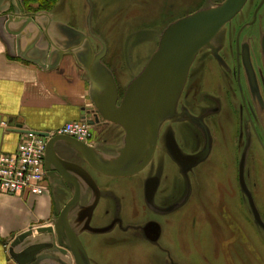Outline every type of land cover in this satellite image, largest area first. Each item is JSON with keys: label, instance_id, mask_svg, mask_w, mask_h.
Listing matches in <instances>:
<instances>
[{"label": "flooded vegetation", "instance_id": "flooded-vegetation-1", "mask_svg": "<svg viewBox=\"0 0 264 264\" xmlns=\"http://www.w3.org/2000/svg\"><path fill=\"white\" fill-rule=\"evenodd\" d=\"M147 1L134 0L135 18L140 15V6ZM224 1L166 0L163 18L154 20L157 25L148 29L164 23L165 29L204 8L218 7ZM92 4L96 20L100 16L95 13L93 1ZM157 46V42H151L147 49L142 47V52L135 47V53H124L133 56L136 72L124 85L113 73L119 100ZM109 54L108 49L103 63L113 72L114 57ZM173 119L178 122L161 129L154 158L139 174L106 178L91 173L94 189L78 181L81 185L79 201L68 222L78 234L83 251L56 253L50 259L59 258L68 264H78V261L82 264H183L193 249L201 263L211 264L208 255L202 254L208 252L203 246L215 244V237H212L221 224V229L228 234L226 241L231 257L236 254V243L244 246L249 243L248 231L252 225L264 235V230L254 221L239 176L244 155L243 183L264 224V0H245L209 45L198 52L190 65ZM177 125L179 129L174 128ZM218 131L220 138L227 139V143L222 140V145L227 147L229 157L214 162L210 158ZM91 132L90 141L84 143L87 146L102 147L112 143L118 135L117 130L104 123L94 125ZM174 143L176 150L172 149ZM207 144L211 145L209 156L191 169L187 165L179 166L170 151L190 157L203 151ZM252 149L260 152L259 161L262 162L254 178L248 172V165L252 166ZM56 155L61 161L78 164L68 149L58 146ZM45 177L47 193L51 195L46 173ZM207 179L209 189L214 188L215 192L205 186ZM226 179L230 183L229 191L223 190ZM50 181L57 201L62 200L59 210L54 212L57 217L73 198L74 189L67 186L57 172L50 174ZM91 208L90 222L86 226L87 217H83ZM52 217L53 211L50 219Z\"/></svg>", "mask_w": 264, "mask_h": 264}, {"label": "water", "instance_id": "water-1", "mask_svg": "<svg viewBox=\"0 0 264 264\" xmlns=\"http://www.w3.org/2000/svg\"><path fill=\"white\" fill-rule=\"evenodd\" d=\"M5 1L4 5L0 2V40L9 53L14 56L18 51L21 59L44 71L56 70L64 57L73 58L89 83L90 107L83 108L80 121H87L90 126L104 123L118 131L112 143L95 147L69 136L9 125L13 133L45 140L44 170L52 200L58 202L50 181L52 172L59 173L61 180L73 187L74 196L57 217L12 235L8 242V255L14 264H68L59 258L50 259V256L72 251L76 253L77 249L83 251L78 234L72 231L68 222L70 213L79 201L81 185L78 181L82 180L94 189L96 185L91 173L106 178H128L150 165L163 125L176 116L178 101L195 56L237 14L245 0H225L218 7L204 8L161 31L133 33L130 39L134 47L138 38L144 39V36L149 42H157L158 46L128 84L120 100L113 72L103 63L108 47L100 34L95 32L92 0H83L86 10L81 19L83 29L55 21L53 14L47 11L26 13L19 0ZM11 21L16 25L12 26ZM33 49L37 55L30 53ZM203 126L206 130V125ZM209 145L190 157H182L177 151L174 152L172 149H177L175 143L170 151L179 166L187 165L191 169L207 159ZM58 146L70 150L78 164L59 160L56 155ZM244 160L243 155L239 168L241 188L249 199L255 223L264 230V224L243 183ZM92 211L93 208L83 217H87L86 226L89 225ZM78 264L82 263L78 261Z\"/></svg>", "mask_w": 264, "mask_h": 264}, {"label": "crops", "instance_id": "crops-1", "mask_svg": "<svg viewBox=\"0 0 264 264\" xmlns=\"http://www.w3.org/2000/svg\"><path fill=\"white\" fill-rule=\"evenodd\" d=\"M18 54L11 55L0 40V156L13 154L25 136L10 131V124L52 132L80 121L83 108L90 107L89 83L73 58L64 57L56 70L44 71ZM52 204L49 193L0 194V264H14L7 251L11 236L47 223Z\"/></svg>", "mask_w": 264, "mask_h": 264}, {"label": "rangeland", "instance_id": "rangeland-1", "mask_svg": "<svg viewBox=\"0 0 264 264\" xmlns=\"http://www.w3.org/2000/svg\"><path fill=\"white\" fill-rule=\"evenodd\" d=\"M92 1L95 4V13L100 16L96 20L94 19V29L95 31L97 30L99 32L98 34H100V36L106 42L110 53L109 56L112 54V56L114 57V61H112L113 64H111L114 65L112 66L113 73L121 80L122 85H124L130 78H132L133 74L136 72L134 70L135 68L132 65L134 59L133 56L127 54L124 55V53H126L127 51L135 53V50H133L135 49V47L140 52H142L143 48L145 47L144 49H147L146 47L151 43L147 39V36H144V39L139 37L135 44L137 46L134 47L130 38L133 32H135V30L139 28H143L141 31H151L148 28L153 27V25H157V22L153 23V21L163 18V4L166 0H152V2L148 0L147 2H145V5L140 6V15L138 14V18H135L133 9L134 0ZM103 5H106V10L101 14L100 11ZM32 9H35L34 5L32 6ZM25 12L33 13L34 11H28L27 9H25ZM47 12L53 14L55 21L73 27L75 29H83L81 19L86 13L83 5V0H58L54 7H52V9ZM164 26L165 23L155 27L152 31H161ZM146 40H148V42ZM125 64H127L128 66L126 67ZM174 122H178V120H171L170 122H166L163 125V128L166 125L173 124ZM174 128L179 129L180 125H177ZM222 140L226 141L227 143V139L220 138L218 131L217 137H215L216 144L213 147V155L210 158L211 160L214 159V162L218 160L220 161L221 159H227L229 157V153L226 152L227 147H223ZM259 156L260 152L257 149H252L250 160L252 166L250 168V166L248 165V172L253 178L255 175H258V164L262 163L261 161H259ZM207 180L208 182L207 185L205 184V186H207V189H209L208 185L210 183L209 179ZM223 182V190L229 191L228 184L230 183L227 181V179ZM209 191L215 192V189L210 188ZM63 196L64 199L66 197L65 193H63ZM58 202L55 203L53 201L52 218H54V212H56V210H59L62 200H58ZM237 206L238 199H236V207ZM223 217L226 218V216ZM221 223L222 222L220 220V224ZM221 228L223 229L222 224L220 226V229L216 231V235L214 233V236L212 237H215V244H213V246H215V249H213V246H210L209 244H204L203 246V250L208 252H204L202 254L208 255L210 261L212 262L211 264H264V235L257 226L253 227L252 225V228L249 229V243H247L246 246L236 243V254L232 257L231 254L229 255V248L226 241L228 234ZM190 248L191 247H189V251ZM192 250L193 249H191V252H188L187 259L183 264H203L201 263V259L199 258V256H197L196 252Z\"/></svg>", "mask_w": 264, "mask_h": 264}, {"label": "built area", "instance_id": "built-area-1", "mask_svg": "<svg viewBox=\"0 0 264 264\" xmlns=\"http://www.w3.org/2000/svg\"><path fill=\"white\" fill-rule=\"evenodd\" d=\"M92 126L87 121L65 123L54 135L72 137L86 143L91 139ZM45 140L25 135L13 154L0 156V194L26 193L42 196L48 192L44 170Z\"/></svg>", "mask_w": 264, "mask_h": 264}, {"label": "trees", "instance_id": "trees-1", "mask_svg": "<svg viewBox=\"0 0 264 264\" xmlns=\"http://www.w3.org/2000/svg\"><path fill=\"white\" fill-rule=\"evenodd\" d=\"M23 8L28 11L33 10V13L50 11L52 7L58 2V0H19ZM34 5L35 9H32Z\"/></svg>", "mask_w": 264, "mask_h": 264}]
</instances>
